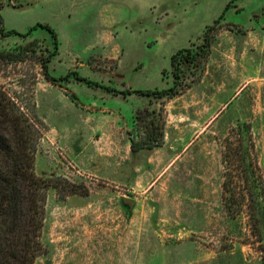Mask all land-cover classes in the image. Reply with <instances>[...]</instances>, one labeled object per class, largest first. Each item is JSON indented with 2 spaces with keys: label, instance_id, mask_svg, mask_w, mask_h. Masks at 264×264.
I'll return each instance as SVG.
<instances>
[{
  "label": "rangeland",
  "instance_id": "obj_1",
  "mask_svg": "<svg viewBox=\"0 0 264 264\" xmlns=\"http://www.w3.org/2000/svg\"><path fill=\"white\" fill-rule=\"evenodd\" d=\"M229 1L0 0V27L26 33L38 22L50 24L62 43L61 54L51 63L55 76L75 70L87 77L84 65L90 64L94 71L89 79L108 88L161 89L172 85L174 79L172 69L166 68L170 65L171 29L187 27L193 17L207 19L221 14ZM142 12L143 24L139 26L137 16ZM221 23H229L235 30H221L205 83L196 85L193 95L185 96L189 100L209 87L215 89L212 110L218 109V114L214 123L200 136V131L193 132L190 143L200 140L199 145L182 149L162 169L156 184L140 191H130L107 179V171L120 173L119 164L96 162L93 166L102 170L100 174L87 160L90 151L106 153L115 146L122 151L129 147V113L123 114L121 121L112 117L107 132L91 138L92 121L87 111L37 86V82H47L39 63L20 62L1 72V80L12 83V90L24 100L36 82V110L47 126L36 152V172L83 183L90 190L88 196L75 194L67 198H61L54 187L48 190L41 235L46 251L35 264H264V196L256 188L255 201H251L249 190L244 189L245 201L233 205L238 213L231 214L223 200L230 193L223 189L222 162L224 140L230 129L249 124L264 178V0H235ZM103 27H115L120 33L123 55L114 79L111 71L121 58L119 53V57L109 58L111 51L101 45L89 51L82 48L84 38H96ZM145 37L152 41L151 46L144 43ZM29 42L30 50L35 48L38 56L55 49L53 36L43 26L27 36L0 33L2 48L26 46ZM181 70L182 78L191 79L195 67L184 62ZM62 84L77 92L92 111L101 103L126 111L136 98H141L138 94L128 97L89 86L74 76ZM173 132L170 127V134ZM171 141L163 157L173 159ZM156 156L142 153L133 159L142 167ZM247 206H255L254 217Z\"/></svg>",
  "mask_w": 264,
  "mask_h": 264
},
{
  "label": "trees",
  "instance_id": "obj_2",
  "mask_svg": "<svg viewBox=\"0 0 264 264\" xmlns=\"http://www.w3.org/2000/svg\"><path fill=\"white\" fill-rule=\"evenodd\" d=\"M235 0H230L223 12L208 25L198 43L177 50L171 56L173 83L166 88L119 90L108 88L98 81L81 76L70 70L63 76H55L50 71V62L59 52L58 32L50 24L40 22L32 26L26 33L15 29L5 30L0 27L2 35L18 33L30 35L38 26H43L51 33L55 49L46 56L36 55V49L30 50L28 45L12 48L0 47V264H35L37 258L45 253L46 248L41 241L45 222L48 190L56 188L61 198L71 195L87 196L89 188L83 183H76L64 177H44L35 169L36 152L39 142L47 130L44 120L37 113L35 100L36 82L32 83L30 94L24 100L11 84L1 80V72L9 66L20 62L39 63L41 73L52 85L60 87L73 102L85 108L77 92L62 84L74 76L89 86L107 88L115 93L138 94L150 98L162 99L159 107L147 105L138 108L127 126V135L133 152L141 149H152L165 143L167 123L166 101L183 95L194 84L200 82L205 75L213 52V46L223 28H232L229 23H221L226 10ZM3 21L0 12V22ZM242 31V27H237ZM30 51V52H29ZM192 63L195 67L191 79L181 77V64ZM165 69L162 71L164 73ZM224 164L223 189L230 195L224 196V204L228 211L235 215L238 212L232 206L246 199L244 189L249 190V200L255 201L254 189L259 188L264 196V178L259 164L255 139L249 124H239L230 129L224 140L222 153ZM242 190L243 192H239ZM234 191H238L236 194ZM252 217L256 215L255 206H247ZM258 229V225L254 228Z\"/></svg>",
  "mask_w": 264,
  "mask_h": 264
},
{
  "label": "crops",
  "instance_id": "obj_3",
  "mask_svg": "<svg viewBox=\"0 0 264 264\" xmlns=\"http://www.w3.org/2000/svg\"><path fill=\"white\" fill-rule=\"evenodd\" d=\"M142 1L147 2L148 0H142ZM167 1L172 2L173 0H167ZM228 9L226 11H228ZM219 15L220 13L212 14L207 19H202L200 16L193 17L190 20L187 27L185 25L183 26L178 25L176 28H172L171 31L169 32L170 46L168 47L169 56H170V65L166 68L168 69L171 68V56L177 50L190 47L193 42H199L200 37L202 36L206 27L212 24L215 21V19L219 17ZM143 19H144V12L140 13L137 16V20H140L139 26L143 24ZM144 23H146V21ZM103 29L104 30H101L96 38L92 39L87 35L83 41L84 42L83 44H85V46H83L82 48L89 51L93 46L97 47L98 45H101L102 48L105 47L106 50L108 49L109 51H111V54H109V58H117L119 57V55H121L117 67H115L111 71V75L114 79L116 78V74L118 72L123 55L122 44L121 42H119L120 33L117 31V29H115V27H109V28L103 27ZM144 40H145L144 43L151 46L150 44L152 43V41L150 43L149 38L145 37ZM61 45L62 43L60 42L59 52L50 62V71H51V63L55 60V58L58 55L61 54L60 53ZM214 47H213V51L215 49ZM84 68L86 72H84L83 74L87 76L88 79L91 78L88 76L89 74H91V70L94 71L93 69H91V65L85 64ZM136 70L137 68L134 69V71ZM144 70L146 71V68L143 69V72ZM207 75H208V68L200 82L194 84L183 95L166 101L167 123L165 128V143L163 145L152 149H141L133 152L131 150L130 140L126 132L127 135L126 140L129 143L128 144L129 147L127 146V148L122 151L121 149L115 146L111 148L109 152L106 153L100 151L99 152L90 151L89 156L87 157L90 167L92 166L93 169L94 168L97 169L101 174L102 170L93 166L96 162L97 163L103 162L106 163V165L110 163L119 164L120 173L115 175V173L112 174L111 172L107 171L106 177L107 179L114 181L115 183H118L123 187H127L130 191H140L142 189H145L148 185L149 187H152L154 184H156V182L161 178L160 174H162V169L163 168L166 169L167 165L172 163L177 158V156L180 155L182 149H184L187 146L189 147L190 145H194V146L199 145L200 140L196 142L193 141L190 143L193 132H195L196 130L200 131L198 134V136H200L201 133H203V131L206 128L212 126V124L214 123V117L218 114V109L215 108L214 110H212V106H213L212 98L214 97L213 94L216 92L215 89L209 87L208 90H204V92L202 93H196L191 99L189 100L185 99L186 95L194 94V88L196 85L202 82L205 83ZM38 85H41L43 89L49 91L50 95L54 94L60 99H63L65 101H71L72 103H74L73 100L61 88L50 84L48 81L46 82V84H40V82H37V86ZM140 89H148V88H140ZM131 95L132 94L127 96L131 97ZM161 102L162 99H155V98L153 99L148 96L141 95V98H136L132 103V105L126 109V111L122 109L115 110L114 108L113 109L108 108V105H106L105 103L97 104L98 106L95 107L98 108H96L95 111L89 110V107L91 106H87L85 108L80 107V108L84 109V111H87L91 115L92 123L90 125L89 136L91 138H95V136L99 135V133L105 134L107 132V129L109 128V126H111L112 123L111 119H113L112 117L117 118L121 121V118L124 117L123 114L129 113L130 115L129 120H130L132 115L135 113V111L138 108L147 105H151L153 107H159L161 105ZM174 104H178L179 106L175 110H172L171 107ZM170 127L173 128L175 131L173 132V135L170 134ZM96 139L97 141L100 140V139L98 140V138ZM169 140L170 141L172 140L171 141L172 146L174 147L173 159L171 156L167 158L163 157L164 155L163 151L167 148L169 144ZM85 152L86 150L84 149L83 153ZM142 153H155L157 156L151 158L148 165H144L141 167L139 163H137V161L133 159V157L135 156L139 157V155ZM130 159H131V164L128 163ZM125 162H127L128 167H126Z\"/></svg>",
  "mask_w": 264,
  "mask_h": 264
},
{
  "label": "water",
  "instance_id": "obj_4",
  "mask_svg": "<svg viewBox=\"0 0 264 264\" xmlns=\"http://www.w3.org/2000/svg\"><path fill=\"white\" fill-rule=\"evenodd\" d=\"M129 203H130V204H132V202H131V201H129Z\"/></svg>",
  "mask_w": 264,
  "mask_h": 264
}]
</instances>
